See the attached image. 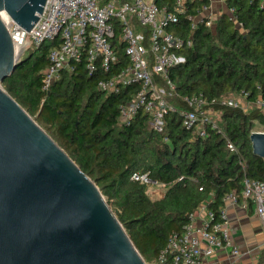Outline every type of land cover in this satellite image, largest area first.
Returning a JSON list of instances; mask_svg holds the SVG:
<instances>
[{"label":"trees","instance_id":"obj_1","mask_svg":"<svg viewBox=\"0 0 264 264\" xmlns=\"http://www.w3.org/2000/svg\"><path fill=\"white\" fill-rule=\"evenodd\" d=\"M157 1L169 9L175 3ZM225 1L232 15H221L213 27L198 23L191 33L189 18L180 15L173 30L192 35L193 45L170 77L180 95L202 92L220 97L237 92L256 102L264 98V0ZM208 3L190 1L188 10L196 14ZM53 45L44 42L20 55L2 85L96 181L147 262H156L168 236L182 231L200 205L206 204L219 217L224 195H239L245 175L264 178V157L253 151L250 139L256 124L264 129L263 108L220 105L221 123L209 127L206 136L192 134L179 113L172 112L165 140L145 112L122 123L119 105L129 98L128 89L101 91L96 79L106 72L89 75L82 62L73 71L64 70L49 90H43ZM136 169L148 171L152 181L166 188L162 198L152 199L147 193L150 184L130 178Z\"/></svg>","mask_w":264,"mask_h":264},{"label":"built area","instance_id":"obj_2","mask_svg":"<svg viewBox=\"0 0 264 264\" xmlns=\"http://www.w3.org/2000/svg\"><path fill=\"white\" fill-rule=\"evenodd\" d=\"M190 1L175 0L169 9L157 0H47L30 30L6 14L4 19L20 55L31 46L35 49L54 42L48 51L43 90H49L64 70L73 71L82 62L89 75L106 72L96 79L101 91L110 94L128 89L129 98L119 105L122 123L132 121L139 111L145 112L153 129L167 140V116L172 112L179 113L182 125L192 134L206 136L209 127H218L213 119L218 106H238L223 96L208 97L202 92L180 95L170 77L171 69L186 61L185 52L193 45L192 35L173 30L180 15L189 18L191 33L198 23H213L210 16H201L208 4L193 14L188 10ZM255 104L264 109V98L259 97ZM254 133H264V129L252 130L250 139ZM228 147L236 151L233 143L228 142ZM130 178L156 184L148 171L136 169ZM223 200L219 217L206 204L191 213L183 230L168 236L154 264H208L204 258L226 248L241 255L230 235L226 208L228 204L247 207L253 203L264 229V178L245 175L241 193L229 192Z\"/></svg>","mask_w":264,"mask_h":264},{"label":"water","instance_id":"obj_3","mask_svg":"<svg viewBox=\"0 0 264 264\" xmlns=\"http://www.w3.org/2000/svg\"><path fill=\"white\" fill-rule=\"evenodd\" d=\"M46 1L0 0V264H148L96 181L2 85L20 57L4 15L30 30ZM251 139L264 157V133Z\"/></svg>","mask_w":264,"mask_h":264},{"label":"crops","instance_id":"obj_4","mask_svg":"<svg viewBox=\"0 0 264 264\" xmlns=\"http://www.w3.org/2000/svg\"><path fill=\"white\" fill-rule=\"evenodd\" d=\"M225 13L232 15L225 0H209L208 9L201 16H210L213 27L216 20ZM226 209L231 238L242 253L237 256L229 248L219 249L214 256L204 260L208 264H264V229L254 204L248 203L247 207L242 203L228 204Z\"/></svg>","mask_w":264,"mask_h":264},{"label":"rangeland","instance_id":"obj_5","mask_svg":"<svg viewBox=\"0 0 264 264\" xmlns=\"http://www.w3.org/2000/svg\"><path fill=\"white\" fill-rule=\"evenodd\" d=\"M33 50V46L29 47L24 53L23 56L29 54ZM225 99L232 100L234 104L241 107L243 110H250L252 107L256 106L255 102L250 100L248 97H246L243 93H237V92H229L228 94L224 95ZM218 110V109H217ZM35 119L36 117L33 116ZM213 119L220 125L221 123V111H216L215 115L213 116ZM222 128V126H221ZM255 131L263 130V128L260 125L256 124V127L254 128ZM259 137V135H256ZM166 188L162 185L158 184H150L147 190L148 195L152 199H157L162 197L165 194ZM107 198V197H106ZM113 208L114 212L116 213V209L114 205L110 204ZM117 214V213H116ZM148 264H154V262H148Z\"/></svg>","mask_w":264,"mask_h":264}]
</instances>
